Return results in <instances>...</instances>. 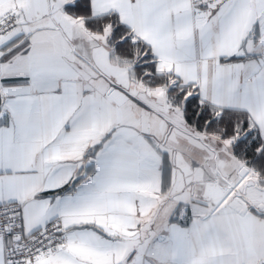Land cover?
<instances>
[{"label": "snow or ice", "instance_id": "snow-or-ice-1", "mask_svg": "<svg viewBox=\"0 0 264 264\" xmlns=\"http://www.w3.org/2000/svg\"><path fill=\"white\" fill-rule=\"evenodd\" d=\"M0 264H264V0H0Z\"/></svg>", "mask_w": 264, "mask_h": 264}]
</instances>
